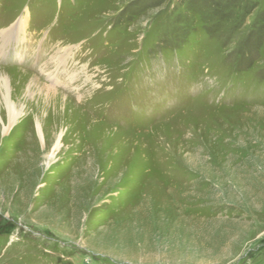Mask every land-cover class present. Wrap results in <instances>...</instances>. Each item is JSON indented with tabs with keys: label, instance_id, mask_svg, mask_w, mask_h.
Returning <instances> with one entry per match:
<instances>
[{
	"label": "rangeland",
	"instance_id": "obj_1",
	"mask_svg": "<svg viewBox=\"0 0 264 264\" xmlns=\"http://www.w3.org/2000/svg\"><path fill=\"white\" fill-rule=\"evenodd\" d=\"M0 264H264V0H0Z\"/></svg>",
	"mask_w": 264,
	"mask_h": 264
},
{
	"label": "bare ground",
	"instance_id": "obj_2",
	"mask_svg": "<svg viewBox=\"0 0 264 264\" xmlns=\"http://www.w3.org/2000/svg\"><path fill=\"white\" fill-rule=\"evenodd\" d=\"M16 26H17V28H18L19 30H21L22 27H21L19 24L16 25ZM19 27H21V28H19ZM1 81L4 82L5 80H4L3 78H1ZM7 105H8V107H9V113H10L9 123H10V122H13V121L16 119V117L19 115V113H18L17 111L14 110L13 106L10 105L8 101H7ZM36 123H37V122H36ZM37 130H38L39 133H40V137H42V133H41V129H40V125H39V123H37ZM60 137H61V133H59V134L57 135V138H56V141H55V144H54L53 148L56 149V147L59 145Z\"/></svg>",
	"mask_w": 264,
	"mask_h": 264
}]
</instances>
